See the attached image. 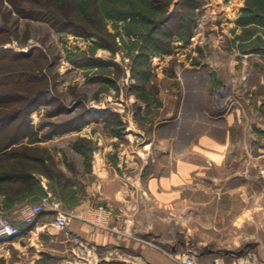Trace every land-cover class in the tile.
I'll return each instance as SVG.
<instances>
[{"label":"rangeland","instance_id":"1","mask_svg":"<svg viewBox=\"0 0 264 264\" xmlns=\"http://www.w3.org/2000/svg\"><path fill=\"white\" fill-rule=\"evenodd\" d=\"M188 1L161 0L182 20L155 26L158 16L145 0H0V51L42 55L0 64V74L44 76L4 82L0 117L35 99L28 137L17 145L50 147L39 167L63 184L81 185L101 157L135 164L123 171L139 172L144 184L161 179L170 161L186 157L179 148L210 134L214 149L188 157L207 162L188 184L173 171L171 187H153L155 199L139 202L136 235L166 254L167 264L192 254L197 264H264V54L256 53L264 49V0H192L194 9ZM29 9L47 14L30 18ZM127 11L151 22L121 20ZM159 43L168 52L156 50ZM57 161L69 178L59 177ZM136 163L146 165L139 171ZM34 224L0 239V264H131L108 263L127 255L104 249L87 262L63 229L51 241ZM38 242L39 256L24 259L33 252L28 244Z\"/></svg>","mask_w":264,"mask_h":264},{"label":"crops","instance_id":"2","mask_svg":"<svg viewBox=\"0 0 264 264\" xmlns=\"http://www.w3.org/2000/svg\"><path fill=\"white\" fill-rule=\"evenodd\" d=\"M249 56L258 55L251 53ZM232 121L235 124L237 122L232 120V118L228 119V123ZM261 125L263 128L264 124ZM198 135L200 138L196 144L191 141L179 148V153L181 155L185 154L186 157L184 160L170 161V174H166L161 179L150 177L146 180V184L139 178V172L136 176V174H126L123 171L125 168L135 164L124 160L110 161L108 158L103 157L100 159L96 158L91 162L89 171L85 174V180L81 179L83 182L81 185L75 181L63 184L51 174L47 175L39 167L46 164V159L43 155L49 151L51 153L52 149L50 147H9L0 150V171L5 170L4 168L9 166L5 170L7 171L6 175H9V180L0 183V215L16 221L20 208L25 204H45L51 200L57 201L63 210L76 216L63 230L66 232L67 237H78L80 239L79 246H76L75 252L76 254H83L87 262L98 258L96 249H104L110 254L125 252L127 255L126 258L112 257L105 259L108 263L121 261L131 264H167L169 258L166 254L152 245L151 242H148V240L136 235L134 228L138 222L137 215L140 213L138 204L141 201L149 203V201L155 199H152L155 196L153 187L156 188L158 185L171 187L173 185V171H175L176 179L181 182V185H185L188 184L196 171L206 166V161H193L188 158L190 154L212 151L214 149L210 146L214 141L210 134L205 132L201 136L200 134ZM11 152H25L27 156L15 158L5 155ZM222 153L224 152L217 151L214 154L219 155ZM14 159H20V162L16 164ZM61 162L53 163L57 168L59 177L63 175L69 178V176L64 174L65 171L61 166ZM145 165L146 163L142 166ZM20 166L21 169L18 168L16 171L13 169ZM142 166L136 163L139 171ZM87 176L89 178L88 181L86 179ZM78 186L80 188L83 187L84 191L82 193H79L80 188ZM133 192L138 197H134ZM166 192H170L168 201L171 202L172 192L171 190ZM98 205L105 207L111 213L109 229L92 226L80 220V217ZM53 215L54 213L46 206L43 213L36 220L35 226L32 227L37 230L42 239L47 237L51 241L57 239L55 236L59 233V230H55L52 225ZM147 216H149L148 212L145 213L146 218ZM23 227L27 230L31 225L23 223ZM25 230L22 233H27ZM41 245L40 242L29 243L28 248L33 252L28 254L27 258L24 257V259L30 262L36 259L37 257L35 256H39L37 254L41 253L38 250ZM34 247H36V251L32 249ZM21 248L25 250L24 247ZM35 253L37 254L35 255Z\"/></svg>","mask_w":264,"mask_h":264},{"label":"trees","instance_id":"3","mask_svg":"<svg viewBox=\"0 0 264 264\" xmlns=\"http://www.w3.org/2000/svg\"><path fill=\"white\" fill-rule=\"evenodd\" d=\"M9 1L10 3H13V0H9ZM145 3L147 5L153 3L154 9L152 12L153 14H155V16H158L157 18H155L157 21H155L154 19V23L152 22V24H155V26L162 25L164 23L166 24L169 21H173V19H177V16L178 17L180 16V14L176 13L177 12L176 8L173 9L172 11L170 4L168 5L163 2L161 3V0H145ZM188 4L191 6V9H194L196 6V4L193 3L192 0L191 1L189 0ZM127 12L128 13L119 14V18L121 20H126V19L140 20L142 19L145 22H151V19H147L149 17L142 16L141 14L136 13L135 11H127ZM25 13H26L25 16H28L34 19H38V18L40 19V14H47V11L46 10L44 11L43 9H36V10L29 9L28 11L26 10ZM185 18L187 19V16H185ZM179 19L182 20V16H180ZM241 25H245V24L242 23ZM0 32H2V30H0ZM154 47L156 50L163 51V52H168L167 48H169L168 45H165L163 43H159V45H155ZM251 52L253 51L251 50ZM256 53L262 55L264 54V49L260 48V51ZM40 57H42V55L39 52L36 53L35 51L25 53V54H17V53H13L9 49H6V50L0 51V64L12 65L14 62H19V60L30 62L32 59L34 60ZM31 71L32 72L27 73V75L25 72H29V71H16V72L8 71L3 74H0V78H6L7 80V81L0 80V87L4 85V82H9L10 84L17 83V84L24 85L23 83L38 81L44 78L42 73H39L37 70L35 71L31 70ZM34 104H36L35 99H33L30 104H26L20 110L14 111L12 113H9V114H6L0 117V150L7 149L9 147H22V148L29 147V145H17V144H19V142L23 138L28 137V132L25 129H28L30 127L29 110ZM10 128H12L10 131L11 134L8 137H1L3 134H6L7 131L9 132ZM5 155L8 157H15V158L27 156L25 152H22V153L21 152H11ZM19 160L20 159H14V162L17 164V162H20ZM8 167L9 166H6L4 169L6 170ZM18 168L21 169V166L17 168H13V169L16 171L18 170ZM5 170L0 171V173L2 172L0 174V183H3L4 181L9 180V175H6L7 171ZM47 174L49 173L47 172ZM14 238H10V239H14Z\"/></svg>","mask_w":264,"mask_h":264},{"label":"built area","instance_id":"4","mask_svg":"<svg viewBox=\"0 0 264 264\" xmlns=\"http://www.w3.org/2000/svg\"><path fill=\"white\" fill-rule=\"evenodd\" d=\"M44 205L54 213L53 227L55 229H64L69 223L76 218V216L68 211L60 208V204L56 201L47 203L25 204L19 212L18 217L26 225H33L38 219L39 215L44 211ZM111 213L103 206L94 207L92 210L86 212L80 220L92 226L102 229H109ZM20 229L14 222L6 217L0 215V239H10L20 235ZM74 242H80L78 237H74ZM172 264H197L195 255H185L180 259L174 260Z\"/></svg>","mask_w":264,"mask_h":264}]
</instances>
